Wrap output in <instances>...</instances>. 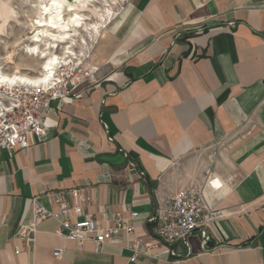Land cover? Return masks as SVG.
I'll return each mask as SVG.
<instances>
[{
	"label": "crops",
	"instance_id": "obj_1",
	"mask_svg": "<svg viewBox=\"0 0 264 264\" xmlns=\"http://www.w3.org/2000/svg\"><path fill=\"white\" fill-rule=\"evenodd\" d=\"M97 6L106 23L83 47L101 82L52 104L44 144L0 150V264H264V0ZM75 189L102 229L122 212L134 233L78 246L49 219L16 255L33 202L56 210ZM190 189L220 215L161 244L160 210Z\"/></svg>",
	"mask_w": 264,
	"mask_h": 264
},
{
	"label": "built area",
	"instance_id": "obj_2",
	"mask_svg": "<svg viewBox=\"0 0 264 264\" xmlns=\"http://www.w3.org/2000/svg\"><path fill=\"white\" fill-rule=\"evenodd\" d=\"M89 55L82 53L69 59L58 68L47 84L37 87L16 85L11 89H3L0 98V150L10 153L28 151L31 148V138L37 145L47 141L48 128L46 116L52 111L54 102L64 103L67 99L78 98L84 88L96 85L101 80L94 78L98 69L91 74L87 71L86 63ZM90 83V84H88ZM209 188L214 190L224 186L217 179L207 181ZM52 204L56 210L45 207L34 201L25 222L15 234L22 247H16L14 252H30L34 248L35 235L38 227L49 219L60 224L57 234L68 241L82 246L94 242L100 246L113 241L119 234L134 233L131 224L123 219V213L115 214L114 228L106 230L100 227L96 215L86 211V197L83 189H75L66 193L53 195ZM203 192L198 190H182L169 199L158 214L159 225L157 236L161 244L172 245L195 232L205 220L216 218L219 211L214 206L205 203ZM75 214L74 222L71 215ZM151 248V244H147ZM136 247V246H134ZM62 249H56L54 257L60 259ZM138 252L131 258L132 264L137 259Z\"/></svg>",
	"mask_w": 264,
	"mask_h": 264
},
{
	"label": "bare ground",
	"instance_id": "obj_3",
	"mask_svg": "<svg viewBox=\"0 0 264 264\" xmlns=\"http://www.w3.org/2000/svg\"><path fill=\"white\" fill-rule=\"evenodd\" d=\"M35 1L36 12L30 24V28L32 29L31 37L27 39L30 45L18 42V47L23 45L22 50H25L30 56L39 58L41 61L40 71L34 73L35 75L23 73V70L7 72L0 65V98L3 89L8 90L16 85L37 87L47 84L60 66L74 56H77L73 47L79 41L85 44V37L94 41L100 35V28H102L107 20L100 13V9L97 6L99 0ZM1 6L3 8V5ZM61 46H63V52L59 54L57 50ZM97 59L96 61H98ZM6 60L8 64H14L12 54ZM27 70L26 68L25 71Z\"/></svg>",
	"mask_w": 264,
	"mask_h": 264
},
{
	"label": "rangeland",
	"instance_id": "obj_4",
	"mask_svg": "<svg viewBox=\"0 0 264 264\" xmlns=\"http://www.w3.org/2000/svg\"><path fill=\"white\" fill-rule=\"evenodd\" d=\"M35 4V0H0V65L7 72L23 70V73L35 75L34 73L40 71L41 61L39 58L30 56L25 50H22L23 45L18 47V42L30 45L27 39L31 37L30 24L36 12ZM75 47L73 50L77 55L82 53L90 55V52H87L88 50L83 47L80 41ZM57 51L59 54L62 53L63 46ZM10 54L13 55L14 63L11 65L6 60ZM25 67L28 69L27 71H25Z\"/></svg>",
	"mask_w": 264,
	"mask_h": 264
}]
</instances>
